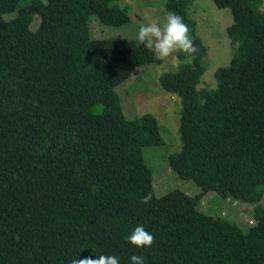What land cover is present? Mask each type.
<instances>
[{"label":"trees","instance_id":"1","mask_svg":"<svg viewBox=\"0 0 264 264\" xmlns=\"http://www.w3.org/2000/svg\"><path fill=\"white\" fill-rule=\"evenodd\" d=\"M118 0H0V264H69L100 254L129 264H264V13L262 0H213L229 9L233 49L199 88L207 49L189 9L167 0L198 51L176 53L158 77L180 99L181 149L168 157L200 192L157 196L145 147L164 144L152 114L127 118L117 87L138 67L160 65L135 38L94 39L89 17L130 22ZM6 15H12L6 19ZM39 16L35 31L30 28ZM101 104V113L92 107ZM262 202L243 230L196 209L207 193ZM151 193L148 203L143 196ZM143 225L154 239H125Z\"/></svg>","mask_w":264,"mask_h":264},{"label":"rangeland","instance_id":"2","mask_svg":"<svg viewBox=\"0 0 264 264\" xmlns=\"http://www.w3.org/2000/svg\"><path fill=\"white\" fill-rule=\"evenodd\" d=\"M167 0H118L116 3L125 8L130 22L122 26H106L95 16L89 17L90 35L94 39L135 38V31L140 24H162L169 13L166 9ZM259 9L264 13V0ZM189 15L196 25V35L207 49L203 59L205 72L201 77L199 88H216L214 72L219 67L229 64L233 49L227 37L226 28L232 23L229 9H219L213 0H194L189 9ZM12 15H6L9 19ZM39 16L32 19L30 28L35 31L39 25ZM176 53L161 59L160 65L138 67L132 70L131 77L117 87L121 106L125 116L136 118L144 114H152L158 121L160 134L164 144L158 147L143 149L144 161L153 176V189L157 196L179 189L189 196H195L200 188L191 180H185L171 169L168 157L181 149L179 136L180 99L164 92L158 77L165 72L176 71ZM103 106L96 104L92 107L95 114L101 113ZM262 202L249 203L233 199H222L214 192L207 193L197 203L196 209L203 213L226 217L243 230L254 224V210L261 207Z\"/></svg>","mask_w":264,"mask_h":264},{"label":"clouds","instance_id":"3","mask_svg":"<svg viewBox=\"0 0 264 264\" xmlns=\"http://www.w3.org/2000/svg\"><path fill=\"white\" fill-rule=\"evenodd\" d=\"M135 40L138 45L142 44L150 50L157 59H164L174 52L194 55L198 51L189 35L188 26L182 17L174 12H169L162 24H140L135 31ZM151 198V193H147L141 202L148 203ZM125 239L137 248H148L154 237L143 225H136L127 233ZM76 257L71 259L69 264H119V257L110 254H100L94 259ZM129 264H145V261L142 256L131 255Z\"/></svg>","mask_w":264,"mask_h":264}]
</instances>
